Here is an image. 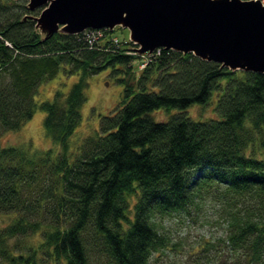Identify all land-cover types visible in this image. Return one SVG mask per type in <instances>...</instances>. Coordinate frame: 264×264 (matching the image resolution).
<instances>
[{
  "label": "trees",
  "instance_id": "trees-1",
  "mask_svg": "<svg viewBox=\"0 0 264 264\" xmlns=\"http://www.w3.org/2000/svg\"><path fill=\"white\" fill-rule=\"evenodd\" d=\"M28 6L0 0V128L17 131L41 109L61 152L0 147V218L11 217L0 219V264H155L172 247L157 220L205 196L228 217L232 263L264 264V73L171 49L140 56L109 29L46 36L36 22L43 9ZM61 70L80 78L37 104ZM107 70L123 85L121 101L74 154L88 79ZM214 92L219 119L150 115L207 104ZM38 235L35 246L24 241Z\"/></svg>",
  "mask_w": 264,
  "mask_h": 264
},
{
  "label": "water",
  "instance_id": "water-1",
  "mask_svg": "<svg viewBox=\"0 0 264 264\" xmlns=\"http://www.w3.org/2000/svg\"><path fill=\"white\" fill-rule=\"evenodd\" d=\"M42 34L130 32L139 54L193 53L230 68L264 73V7L240 0H29Z\"/></svg>",
  "mask_w": 264,
  "mask_h": 264
},
{
  "label": "rangeland",
  "instance_id": "rangeland-1",
  "mask_svg": "<svg viewBox=\"0 0 264 264\" xmlns=\"http://www.w3.org/2000/svg\"><path fill=\"white\" fill-rule=\"evenodd\" d=\"M27 1L29 3V0ZM110 31H113L109 36L115 44L131 41L130 32L122 26ZM96 36L104 37L105 34L99 31ZM146 63L147 61L142 58L140 61H135L136 72L139 73ZM111 73V70H107L88 79L87 101L81 110L80 124L70 140V151L74 154L79 152L86 137L99 130L101 117L110 113L121 101L123 85ZM79 78L80 73L66 75L64 70H61L53 79L39 87L34 98L35 102L39 104L43 101H51L57 91L66 95ZM222 84L225 85V81H222ZM221 94L214 92L207 104H195L186 110L162 108L151 112L150 115L157 122L168 121L177 114L202 122L219 119L216 105ZM44 118L45 112L37 109L33 118L19 130L3 131L0 128V147H14L30 153L48 152L53 149L59 154L61 147L54 143L44 129ZM0 219L4 224L11 221L10 216H2ZM157 226L172 247L159 255L155 264H233L230 260L232 255L227 253L226 246H223L222 242L229 233L228 217L212 196L197 200L184 212H175L159 218ZM24 241L28 246H35L41 238L39 235L32 236ZM196 253L198 255H194Z\"/></svg>",
  "mask_w": 264,
  "mask_h": 264
},
{
  "label": "built area",
  "instance_id": "built-area-1",
  "mask_svg": "<svg viewBox=\"0 0 264 264\" xmlns=\"http://www.w3.org/2000/svg\"><path fill=\"white\" fill-rule=\"evenodd\" d=\"M242 2H259L264 7V0H240Z\"/></svg>",
  "mask_w": 264,
  "mask_h": 264
}]
</instances>
